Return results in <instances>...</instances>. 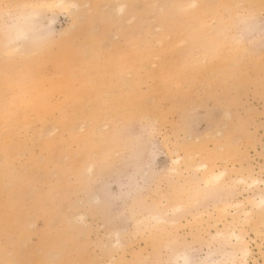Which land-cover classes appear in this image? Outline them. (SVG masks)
Listing matches in <instances>:
<instances>
[{
  "label": "rangeland",
  "instance_id": "1",
  "mask_svg": "<svg viewBox=\"0 0 264 264\" xmlns=\"http://www.w3.org/2000/svg\"><path fill=\"white\" fill-rule=\"evenodd\" d=\"M21 1L0 0V27L41 0ZM66 1L30 41L0 28V264H238L214 237L233 228L264 264V211L233 207L264 194V0H197L205 25L191 0Z\"/></svg>",
  "mask_w": 264,
  "mask_h": 264
},
{
  "label": "bare ground",
  "instance_id": "2",
  "mask_svg": "<svg viewBox=\"0 0 264 264\" xmlns=\"http://www.w3.org/2000/svg\"><path fill=\"white\" fill-rule=\"evenodd\" d=\"M21 2H25L24 0L21 1ZM20 2V3H21ZM27 2V1H26ZM25 2V7L22 11V15L18 18H16L15 20H12V23L10 26H4V27H0L1 28V33H3V37L5 38L4 40H6V43H15L16 41H19L20 39H27L30 41L31 38H30V35H31V32L32 30L34 29V24L36 22V20L41 16L42 12L45 11V10H53L54 8L56 7H63L65 9L69 8L67 7V1L66 0H57V1H45V0H41V1H38V2H29L28 4ZM70 4V3H69ZM73 5V4H72ZM188 6L192 7V10L189 14H185L184 16L187 18V20L189 22H191L193 19H196V21H199V23L201 25H205V20L204 19V16L207 15V11H206V7L205 5H201L200 6V3L198 4V1L197 0H191L190 2H188ZM126 4L124 2L120 3L119 4V12L120 13H124L126 11ZM62 8V9H63ZM77 8V7H76ZM64 10V9H63ZM163 12V11H162ZM155 19V18H154ZM135 21V20H134ZM162 29V27L160 28ZM183 32V31H181ZM179 32V33H181ZM185 32V31H184ZM141 34V33H140ZM162 36L163 37H167L168 39V36L171 37L169 34H165V33H162ZM184 36V35H183ZM194 37V35H192ZM183 39V38H182ZM181 41H179L178 39L176 38H172L171 40H168L167 42L163 41V40H158V42H161L162 43H165L163 45H165V48H169L171 46H175L176 44H179L180 45L186 40V39H183ZM165 40V39H164ZM186 42V41H185ZM160 44V45H161ZM6 47V45H3L1 46L2 49L3 47ZM29 46V45H28ZM30 47V46H29ZM164 47V46H163ZM13 49H16V51H18V45L16 46H13L11 47ZM1 49V48H0ZM5 49V48H4ZM11 49H7V53H11V51H9ZM15 51V52H16ZM13 52V50H12ZM7 53H5L7 55ZM18 53V52H16ZM15 53V54H16ZM12 54V53H11ZM14 55V52L13 54ZM10 56V55H9ZM3 57V56H2ZM156 58V56H155ZM4 66V65H3ZM12 68V66L10 67ZM20 77V76H19ZM0 82L2 84L5 83V79L4 77L2 78L1 76V79H0ZM26 82V81H24ZM19 90L22 92L24 90V84L22 81H20L18 84H17ZM167 86V85H166ZM6 89V88H5ZM4 89V90H5ZM67 90V89H66ZM16 92V91H15ZM8 100V99H7ZM6 100V101H7ZM16 100V99H15ZM25 99H22L20 101V103L23 105L24 104V101ZM14 102V101H12ZM15 103V102H14ZM13 103V104H14ZM28 105H30L28 102H26ZM26 106V105H25ZM17 109H13L11 111V113H16V112H19L20 110L22 111V108L21 106L20 107H16ZM27 109V108H26ZM29 110V109H28ZM20 111V112H21ZM32 111L36 114L39 113L38 109L35 107L34 109H32ZM11 113H5L4 116H10ZM23 113V111H22ZM82 125V124H81ZM177 164H179V160L176 161ZM202 167L204 169H207V166L206 165H203L202 164ZM202 168V169H203ZM227 175V171L223 170H219V172H215V173H209L208 174V179H206V186L210 185H215V184H219L221 182V180H223L225 178V176ZM248 178L246 179H249L250 177L247 176ZM246 179H240L239 182H242L244 183L245 185H247L250 189L251 188H255L257 187L259 184H260V181L258 179H253L251 178L252 180H249L247 181ZM232 183V182H231ZM263 183V182H262ZM261 183V185H262ZM228 184V183H227ZM234 185V184H233ZM168 198V197H167ZM247 202H244V201H239V202H236L235 205L233 206L234 209H235V212L238 214L240 211L239 209L243 208L245 206V203L249 205V207L251 208V210H243L245 211V214L244 216L246 215V217L248 216H251L253 211L254 210H258L259 212H263L264 211V194H259L257 193L256 195H252L248 198H246ZM165 201L167 202V204L170 202L169 199H165ZM227 206V205H226ZM171 207V206H170ZM169 207V208H170ZM228 207V206H227ZM230 207V206H229ZM181 208H183V206H181L180 204H176L174 205V212L175 210L176 211H179L181 210ZM18 209V208H17ZM231 209V208H230ZM172 210V212H173ZM226 209H224V212H225ZM223 212V211H222ZM234 212V213H235ZM166 213V211H165ZM244 213V212H243ZM226 214V213H225ZM221 215V214H220ZM223 216V215H222ZM237 216V215H236ZM151 220L156 224L157 227H160V228H163V224H165L167 221H169V219L164 215L162 214L161 212H158V210L154 213L151 214L150 216ZM225 218V217H224ZM235 220V218H233ZM249 219V218H246V220ZM5 220H7L5 218ZM16 222V228L18 230L21 229V222H18L17 219L14 220ZM174 220H170V224L173 225L174 224ZM230 224V223H229ZM174 226V225H173ZM228 228V227H227ZM236 228V227H235ZM229 230V229H228ZM228 230H220V231H217L216 234L214 235V237L216 239H218V241H222L224 243H227V244H232V241H236L237 245L241 246V249L238 251L240 252V256H241V259H242V262L238 263V264H249L248 260H249V257L251 255V249L249 248V246L247 245V242H246V239L245 237L242 235V233L238 232L236 229H232L231 231H228ZM176 239H177V236H175ZM174 237V238H175ZM214 239V238H213ZM178 240V239H177ZM176 240V241H177ZM118 243H116L117 245H122L121 242L119 241V238H118ZM116 241V242H117ZM220 244V243H219ZM188 246V245H187ZM183 249V248H182ZM192 250V249H191ZM210 250V249H209ZM190 251V250H189ZM186 250H183L181 251L180 253H177L176 255L173 254V260H172V263L173 264H194V258H193V255L191 252H189ZM213 255L214 253L213 252H209V254H207V259L204 260V263L203 264H226V263H222L221 260H219V258H213ZM215 256V255H214ZM175 257V258H174ZM238 257V256H237ZM171 262V261H170ZM231 264H237V261H236V256L233 255V258L231 259L230 261ZM113 264V262L111 263Z\"/></svg>",
  "mask_w": 264,
  "mask_h": 264
},
{
  "label": "snow or ice",
  "instance_id": "3",
  "mask_svg": "<svg viewBox=\"0 0 264 264\" xmlns=\"http://www.w3.org/2000/svg\"><path fill=\"white\" fill-rule=\"evenodd\" d=\"M5 7H10V6H8V5H5Z\"/></svg>",
  "mask_w": 264,
  "mask_h": 264
}]
</instances>
